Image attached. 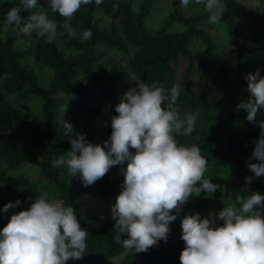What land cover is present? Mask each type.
<instances>
[{
    "label": "trees",
    "instance_id": "trees-1",
    "mask_svg": "<svg viewBox=\"0 0 264 264\" xmlns=\"http://www.w3.org/2000/svg\"><path fill=\"white\" fill-rule=\"evenodd\" d=\"M159 1L103 0L96 5L93 0L81 5L71 21H65L51 11L49 0H38V7L33 11L46 13L56 21L58 33H62L52 43L36 32L31 35L12 30L4 32L5 15L0 18V192L7 196L5 204L21 202L33 194L36 184L28 177L21 172L6 173L26 164L36 168L37 184L51 185V194L73 207L81 227L89 235L83 258L69 260L66 264H94L96 260L111 258L124 250L126 254L121 264L137 261L180 264V252H174L179 240V222L185 214L199 213L204 218L203 207L214 206L218 213L230 201L235 202L236 195L253 191L264 195V175L257 178L251 172L250 183L224 177L220 189L211 197L201 192L182 206L176 220L169 224L168 236L173 239L160 240L147 252L136 253L116 242L111 216H104L96 225L86 220L77 201L76 178L70 177L68 181L66 173L57 174L62 166L53 167V161L71 149L69 136L64 133V121H79V133L88 141L103 145L111 134L110 117L117 113L115 108L109 110L107 127L97 141L94 123L102 115L91 99L99 96L115 103L121 92L140 80L165 90L180 86L174 107L181 116L196 114V121L190 135H176L179 144L198 146L208 161L221 145L225 162L242 163L251 156L260 129L246 120L243 109L237 111V105L248 98L244 76L257 68L264 76V29H256L251 40H241L242 32L235 16L239 14L253 26L264 24V18L257 13V8L237 0H222L225 12L215 24L209 23L207 12L181 13L174 8L160 17L159 27L153 30L149 21ZM18 2L16 0L15 4ZM190 3L204 7L195 0ZM20 15L26 18L30 12L21 11ZM65 23L70 26L72 35L64 27ZM202 23L215 25L216 30H221V37L208 33ZM88 29L92 37L85 41L81 36ZM27 55L50 70L45 84L39 81L32 67L24 63ZM180 61L183 67L179 72ZM65 98H74L75 102L66 111L64 108L59 112ZM23 100L37 102L35 118H31L27 103L19 104ZM86 103H89L87 107ZM257 120H264V110L257 113ZM40 146L42 149L36 154V147ZM251 162L258 161L253 158ZM120 167L123 166H115L116 178L109 179L107 173L95 182L96 198L101 201L116 198L123 182ZM0 207L3 208L1 200ZM7 222L6 215L0 211V228ZM121 238L126 239L127 235L121 234Z\"/></svg>",
    "mask_w": 264,
    "mask_h": 264
},
{
    "label": "clouds",
    "instance_id": "clouds-1",
    "mask_svg": "<svg viewBox=\"0 0 264 264\" xmlns=\"http://www.w3.org/2000/svg\"><path fill=\"white\" fill-rule=\"evenodd\" d=\"M94 2L99 5L103 0ZM90 3L93 0H49L51 11L65 21H71L81 5ZM189 3L180 0L182 7ZM195 3L204 5L212 24L219 22L225 12L222 0ZM37 7L38 0H19L5 13L3 31L26 35L36 32L52 43L62 33L46 13L33 11ZM21 11L30 15L22 17ZM64 27L69 35L73 34L67 23ZM91 37L90 29L81 36L85 41ZM244 79L248 98L240 101L237 111L243 109L246 120L260 129L245 162L259 178L264 175V120L258 121L257 113L264 110V76L257 68ZM179 95V85L165 90L140 80L119 97L117 115L110 117L111 134L103 145L74 133L71 124L64 121L71 149L54 160L53 167L66 166L72 177L79 174L82 184L90 186L113 166L126 165L119 169L123 182L110 211L116 242L131 252H147L158 241L166 242L169 224L191 196L205 192L211 197L220 189V185L204 178L208 160L200 148L179 144L176 139L177 134L190 135L196 121V114L181 116L174 107ZM253 158L258 162L252 163ZM251 180L245 177L246 183ZM20 203L10 202L0 211L7 212ZM217 220L223 223L217 224ZM180 227L184 242L180 264H264V195L258 191L236 195L233 204L209 213L207 218L199 213L185 214ZM121 234L127 238L122 239ZM88 235L71 205L37 195L27 210L12 214L0 228V264H66L79 260L86 254Z\"/></svg>",
    "mask_w": 264,
    "mask_h": 264
},
{
    "label": "rangeland",
    "instance_id": "rangeland-1",
    "mask_svg": "<svg viewBox=\"0 0 264 264\" xmlns=\"http://www.w3.org/2000/svg\"><path fill=\"white\" fill-rule=\"evenodd\" d=\"M239 2H242L246 6L254 7L257 8V13L261 15L264 18V0H237ZM16 0H0V18L5 15L7 10L15 5ZM176 8L179 12L181 13H190L193 11H200V12H206L204 10V7L201 6H195L189 3L187 7H182L180 4V0H160L158 4L157 10L154 12L152 17L150 18L149 25L153 30H156L159 27V19L161 16H163L166 12L170 11L171 9ZM238 28L242 32V39L241 40H251L252 36L256 32L255 30L257 29L258 31H263L264 29V24H258V25H251L245 18L241 17L239 14L235 16ZM102 20V18L100 19ZM201 26L208 31V33L212 35H217L218 37H221V30H216L214 28L215 25H207L206 23H202ZM174 28H179L178 25H173ZM257 31V32H258ZM259 33V32H258ZM115 57L118 59L120 58L119 55H115ZM123 60V58H122ZM24 63L26 64L27 67H32V69L35 71L37 74V77L39 81L43 84H45L50 77V70L42 67L41 65L37 64L34 62L33 58L30 55H27L24 59ZM183 67V61H180L177 68L178 71L180 72ZM125 91L121 92L119 94V97L123 95ZM118 97V100H119ZM14 98V95L12 96ZM114 103L113 100L111 102L105 101L104 99H101L99 96L96 98H92L91 101H93L94 107H99L98 113L99 115L98 118L96 119V122L94 123L95 128H96V135L95 138L97 141L100 140L102 137V133L105 127H107V116L109 113L110 109L115 108L114 106L118 103ZM15 101V99H14ZM18 102V100H17ZM27 103V108L29 110V113L31 115V118H35L37 116V102L30 100V101H20L19 104ZM75 102L74 98H65L64 101L62 102L61 109L59 112L62 111L64 108L70 107L73 103ZM101 103V104H99ZM89 105V103H86V107ZM78 122L79 121H74L71 122V126L73 128L74 133H79L78 129ZM37 150L35 151L36 154L40 153V150L42 149V146L36 147ZM222 148V145H221ZM221 148L219 147L216 151H213L210 157V160L208 161L207 164V170L205 172V179H210V181L214 184L220 185L222 179L224 177H230V178H237L240 180L245 181V177H248L249 174L251 173L250 169L246 166V161L245 162H236V161H231V162H225L222 158V153H221ZM250 154V152H249ZM221 155V156H220ZM2 166V164H0ZM126 166V165H123ZM63 169L58 170V176L62 173H66V178L68 181H70L71 174L69 170L67 169L66 166H62ZM220 169L219 172L217 169ZM64 171V172H63ZM16 172H21L24 176L28 177V179L36 184V188L31 196L26 198L25 200L21 201L20 205L8 209L7 212H2V214H5L7 217V221L9 220L10 216L14 213H17L21 210H27V208L30 206V204L35 200L37 195H45L49 200H59L58 198H55L54 195H52V186L51 185H46L44 182L41 183H36V180L38 179V176L36 175V168H33L29 165H22L19 168L13 169V170H6V173L13 174ZM109 179L110 178H116V170L115 166H113L109 171H108ZM76 178L75 181V187L78 188V203L80 204L81 208V213L85 216L86 220L93 224L96 225L99 223V221L104 217V216H111V211H110V205L115 202V198L110 197L107 200L101 201L98 198H96L95 195V186L90 185V186H84L82 182L79 179V174L74 176ZM108 179V180H109ZM44 181L46 179L43 178ZM49 194V195H47ZM6 195L3 194V192H0V200L3 203V206L5 205L4 202H6ZM235 199V198H233ZM11 201H9L10 203ZM230 204H233V201H230L226 206H229ZM2 205V204H1ZM1 208V207H0ZM204 213V218L209 217V213L215 214L216 211L214 210V206H207L203 207L202 209ZM190 215V214H189ZM181 221V220H180ZM219 221H217V224ZM222 224V223H220ZM180 225V222H179ZM180 233H179V240L177 243H175L176 246V252H181V250L184 247V242L180 239L181 235V228H179ZM177 237V236H176ZM174 238V237H173ZM168 236L167 239H173ZM126 251L120 252L118 255L113 256L111 258H105L101 260H96L94 264H121V261L123 257L125 256ZM135 264H141L140 262H135Z\"/></svg>",
    "mask_w": 264,
    "mask_h": 264
}]
</instances>
